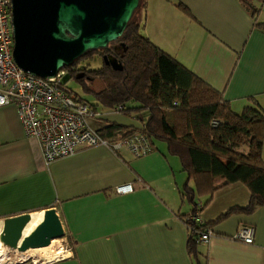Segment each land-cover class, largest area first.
Instances as JSON below:
<instances>
[{"label": "crops", "instance_id": "crops-1", "mask_svg": "<svg viewBox=\"0 0 264 264\" xmlns=\"http://www.w3.org/2000/svg\"><path fill=\"white\" fill-rule=\"evenodd\" d=\"M251 2L254 17L240 0H146L142 28L156 47L221 92L237 115L251 100L264 110V0ZM146 119L145 111L103 112L90 124L96 131L108 123L141 129ZM152 145L142 157L103 145L81 148L46 165L40 143L25 136L15 106H0V233L6 218L29 214L34 220L54 209L68 247L64 257L40 263L27 262L32 252L12 250L2 263L192 264L186 218L201 206L200 220L213 222L246 207L250 192L232 183L197 198L194 206L181 199L187 178L178 158L164 143ZM261 155L264 162V131ZM126 184L133 191L116 194L115 188ZM244 226L254 229L252 244L233 239ZM211 230L209 243L199 246L204 264H264V207L232 214ZM56 242L47 249L55 246L60 256Z\"/></svg>", "mask_w": 264, "mask_h": 264}, {"label": "trees", "instance_id": "trees-1", "mask_svg": "<svg viewBox=\"0 0 264 264\" xmlns=\"http://www.w3.org/2000/svg\"><path fill=\"white\" fill-rule=\"evenodd\" d=\"M240 2L252 17L256 15L251 0ZM178 7L188 15L185 7ZM145 21L146 0H141L117 40L104 50L88 51L69 67L62 68L66 71L64 81L68 84L74 80L85 94L92 95L94 101L90 102L74 92L79 101L88 103L95 110L113 112L118 105H124L122 114L147 113L141 129L108 123L97 132L109 142L142 133L151 145L164 143L167 153L180 161L187 178L181 191L182 200L187 199L195 206V197H210L229 184L241 183L247 187L250 200L246 207L232 208L203 225L194 219L185 220L188 227L186 252L192 264H204L205 255L200 253L201 244L197 241L202 230L232 214L250 215L264 207L261 155L264 110L251 100V106L239 115L234 114L221 92L156 47L143 34ZM105 55L116 58L121 70L114 71L106 66L102 60ZM92 62L96 63L94 68L90 67ZM79 72H85L90 80L77 79ZM95 80L106 81V84L94 91L92 82ZM213 122H216L215 126Z\"/></svg>", "mask_w": 264, "mask_h": 264}, {"label": "water", "instance_id": "water-1", "mask_svg": "<svg viewBox=\"0 0 264 264\" xmlns=\"http://www.w3.org/2000/svg\"><path fill=\"white\" fill-rule=\"evenodd\" d=\"M140 3L141 0H11L13 61L24 72L54 77L88 51L104 50L117 40ZM102 60L114 71L121 70L116 58L105 55ZM29 221V214L4 219L0 243L24 253L45 249L53 240L64 237L54 209L46 210L42 222L22 238Z\"/></svg>", "mask_w": 264, "mask_h": 264}, {"label": "built area", "instance_id": "built-area-1", "mask_svg": "<svg viewBox=\"0 0 264 264\" xmlns=\"http://www.w3.org/2000/svg\"><path fill=\"white\" fill-rule=\"evenodd\" d=\"M11 19V0H0V106H15L25 136L40 143L46 165L73 155L81 148L100 145L113 151L125 149L135 157L152 152L150 141L142 133L113 142L102 139L90 124L91 120L102 119V113L76 98L64 81L65 70L61 69L54 77L41 78L20 69L12 57ZM124 109V105H118L113 113L119 114ZM212 125L215 126L216 122ZM132 191L131 184L115 188L118 195ZM200 209L201 206L186 220L194 219L203 225L199 217ZM212 235L211 228H206L199 233L197 241L206 245ZM253 238L254 229L251 226L242 227L233 236L234 240L244 244H252Z\"/></svg>", "mask_w": 264, "mask_h": 264}, {"label": "rangeland", "instance_id": "rangeland-1", "mask_svg": "<svg viewBox=\"0 0 264 264\" xmlns=\"http://www.w3.org/2000/svg\"><path fill=\"white\" fill-rule=\"evenodd\" d=\"M100 64V62H97V65H99ZM96 66V63L95 62H92L91 63V65H90V67L91 68H94ZM105 84H106V81H101V80H95V81H93L92 82V89L94 90V91H98V90H100V89H102L104 86H105ZM75 93H77L78 95H80V97H82L83 99H85V100H87V101H90V102H93L94 101V98H93V96L92 95H90V94H85L82 90H81V88H80V86L74 81V80H71V81H69V83L67 84ZM101 113H103L102 112V110H99ZM197 199V197H195V200ZM1 244V243H0ZM56 244H57V247H59V249L61 250V251H63V253L60 255V256H58L57 257V259H59V258H62V257H64L65 255H66V250L68 249V247L66 246V244L64 243V242H62L61 241V239L60 240H57V242H56ZM1 246H2V249L5 251V255H9V254H11L12 253V249H7V247H4L2 244H1ZM55 249H56V247L55 246H52L51 248H49V249H39V250H37V252H34L33 254H32V256L30 257V256H28L27 255V257H30L29 258V260H27V262H37V263H40V262H45V261H52L53 260V258L55 257L53 254H54V252H52V251H55ZM45 252H47V253H45ZM50 252V253H49ZM49 253V254H48ZM11 255H14V254H11ZM53 257H52V256ZM49 256V257H48ZM26 257V258H27ZM10 260V259H9ZM8 260V261H9ZM11 261H9V262H4V263H2V264H8V263H10ZM18 264V262H16V261H12L11 262V264Z\"/></svg>", "mask_w": 264, "mask_h": 264}, {"label": "bare ground", "instance_id": "bare-ground-1", "mask_svg": "<svg viewBox=\"0 0 264 264\" xmlns=\"http://www.w3.org/2000/svg\"><path fill=\"white\" fill-rule=\"evenodd\" d=\"M42 219H43V214H40L38 216V218H34V220H33V216H32V220H31V216H30V221L28 222V224L26 225L25 229L23 230L24 236H28L31 232H33V230L41 223ZM22 236H23V234H22ZM31 252L34 253V252H37V250L36 249L35 250H28V251H26L24 253H18V254H25V253H31ZM45 253H47V252H45ZM53 255L55 256L54 258H57L58 257V253H56L55 251H54V254ZM4 259H6L5 251L3 249H1L0 250V264H2V261ZM23 261H25V260H19L17 262H23ZM11 262L8 263V264H11Z\"/></svg>", "mask_w": 264, "mask_h": 264}, {"label": "flooded vegetation", "instance_id": "flooded-vegetation-1", "mask_svg": "<svg viewBox=\"0 0 264 264\" xmlns=\"http://www.w3.org/2000/svg\"><path fill=\"white\" fill-rule=\"evenodd\" d=\"M80 73H84V75H83L82 78H85V79L87 80V77H88V76L85 74V72H79V74H80Z\"/></svg>", "mask_w": 264, "mask_h": 264}]
</instances>
